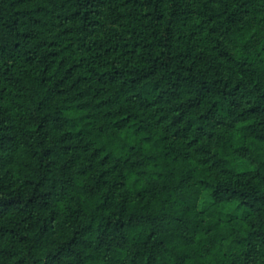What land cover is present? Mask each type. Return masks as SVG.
<instances>
[{"label":"clouds","instance_id":"obj_1","mask_svg":"<svg viewBox=\"0 0 264 264\" xmlns=\"http://www.w3.org/2000/svg\"><path fill=\"white\" fill-rule=\"evenodd\" d=\"M0 264H264V0H0Z\"/></svg>","mask_w":264,"mask_h":264},{"label":"trees","instance_id":"obj_2","mask_svg":"<svg viewBox=\"0 0 264 264\" xmlns=\"http://www.w3.org/2000/svg\"><path fill=\"white\" fill-rule=\"evenodd\" d=\"M17 11H20V9L17 8ZM68 66H70V65H67V64L63 63V54L61 52H59L58 50H53V52H52V62L50 64L49 68H48V71L50 73H52L53 75H55V73L57 71H62V69L64 67H68ZM10 199L14 200L15 198H10ZM12 202L13 201H6L4 203L10 204Z\"/></svg>","mask_w":264,"mask_h":264}]
</instances>
